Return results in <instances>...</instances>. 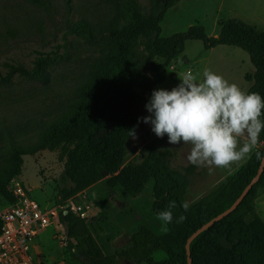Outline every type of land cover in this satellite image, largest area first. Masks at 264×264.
<instances>
[{
	"label": "trees",
	"instance_id": "1",
	"mask_svg": "<svg viewBox=\"0 0 264 264\" xmlns=\"http://www.w3.org/2000/svg\"><path fill=\"white\" fill-rule=\"evenodd\" d=\"M26 1L45 6L44 0ZM181 1L150 0L149 9L141 10L129 0L118 10L122 25L109 32L108 51L75 82L67 103L38 126L35 141L23 145L10 131L6 132L7 153L0 162V209L15 201L9 187L22 173L23 157L43 150H58L64 162L60 181L65 201L105 179L108 188L121 187L133 198L153 181L151 211L155 215L166 210L169 201L176 203L171 210L173 222L167 228L170 236H183L180 244L168 243L142 226L131 234L128 248L111 255L102 252L87 221L73 213L59 216L66 236L61 250L64 264H187L185 244L189 236L227 210L257 174L261 160L254 152L229 179L220 196L185 211L184 185L169 167L175 153L162 148L167 137L146 141L135 157L130 156L132 138L127 137V131L134 125L138 127L137 118L146 112L144 104L151 90L165 81L168 67L183 54L187 41H200L206 50L229 46L244 51L254 69L253 75L245 77L250 83L247 91L264 97V31L230 19L218 23L216 37L206 35L200 25L191 26L185 33L161 37L162 20ZM79 29L80 33L91 34L85 24ZM138 46L147 53L142 59ZM55 63V58L40 57L30 69L6 65L1 83H10L15 77L48 82L46 68ZM259 138L264 144V130ZM258 151L263 154L264 147ZM263 192L264 168L236 210L193 240L191 264H264V222L255 208V200ZM180 215L185 219L177 223Z\"/></svg>",
	"mask_w": 264,
	"mask_h": 264
},
{
	"label": "rangeland",
	"instance_id": "2",
	"mask_svg": "<svg viewBox=\"0 0 264 264\" xmlns=\"http://www.w3.org/2000/svg\"><path fill=\"white\" fill-rule=\"evenodd\" d=\"M44 1L45 6H34L26 0H0V78L6 75V65L30 69L37 58L56 60L46 68L48 82L16 77L10 83L0 80V162L7 153V131L23 145L29 144L35 141L38 126L67 103L75 82L108 51L109 32L122 25L118 10L129 0ZM134 1L141 10L150 7V0ZM230 19H239L264 31V0H182L167 11L160 24L161 37L185 33L195 25L202 26L206 35L216 37L218 23ZM83 24L89 26L90 35L79 32ZM138 53L140 59L147 55L142 46H138ZM205 67L245 91L250 87L245 77L254 73L248 55L239 48L219 46L206 50L200 41H187L183 54L168 67L165 81L155 88L171 89L188 70L202 79L199 74ZM145 115L143 112L140 117ZM136 136L131 141L132 148L157 138L150 126L142 122ZM263 147L259 138L250 157ZM162 148L175 153L169 167L180 176L184 185L182 199L183 203H189L188 209L209 204L220 196L229 179L250 159L217 168L190 163L187 144L171 145L166 140ZM63 165L58 150L39 151L23 157L22 173L15 180L29 190L31 199L47 209L65 201L61 197L60 181ZM152 188L150 181L143 193L133 198L121 187L108 188L104 179L90 188L92 198L86 192L87 198L76 199V204L88 206L85 221L105 255L128 248L131 234L142 226L168 243H181L183 236L179 233L170 236L167 225L162 226L152 213ZM65 241V228L59 222L39 233L31 243L35 264H64L61 250Z\"/></svg>",
	"mask_w": 264,
	"mask_h": 264
},
{
	"label": "clouds",
	"instance_id": "3",
	"mask_svg": "<svg viewBox=\"0 0 264 264\" xmlns=\"http://www.w3.org/2000/svg\"><path fill=\"white\" fill-rule=\"evenodd\" d=\"M199 75L202 79L188 70L171 89L151 90L144 104L147 115L138 117V124L149 125L157 138L166 136L171 145H189L187 160L195 165L228 168L249 159L264 130V97L242 90L207 67ZM136 127L127 131V137L137 139ZM255 156L264 160L260 151ZM175 207V201H169L166 210L156 213L162 226L173 222ZM182 207L187 211L189 203ZM184 219L180 215L176 222Z\"/></svg>",
	"mask_w": 264,
	"mask_h": 264
},
{
	"label": "built area",
	"instance_id": "4",
	"mask_svg": "<svg viewBox=\"0 0 264 264\" xmlns=\"http://www.w3.org/2000/svg\"><path fill=\"white\" fill-rule=\"evenodd\" d=\"M9 192L15 201L0 209V264H35L31 243L39 233L53 227L59 216L67 213L82 220L88 217V206L75 203L77 198H87L85 192L47 209L31 199L29 190L15 179L11 181Z\"/></svg>",
	"mask_w": 264,
	"mask_h": 264
},
{
	"label": "water",
	"instance_id": "5",
	"mask_svg": "<svg viewBox=\"0 0 264 264\" xmlns=\"http://www.w3.org/2000/svg\"><path fill=\"white\" fill-rule=\"evenodd\" d=\"M141 147H136V148H129V152L131 155L136 154L137 152H139ZM264 154V152H263ZM263 168H264V160H261L259 169L257 171V174L255 176V178H253L251 180V182L244 188V190L242 191V193L240 194V196L236 199V201L224 212H222L221 214L217 215L216 217L212 218L209 222H207L206 224H204L202 227H200L198 230H196L194 233H192L189 238L186 241L185 244V252H186V257H187V264H191V259H190V245L193 242V240L198 237L201 233H203L204 231H206L208 228H210L214 223L219 222L220 220L224 219L225 217H227L229 214H231L234 210H236V208L239 206V204L242 202V200L245 198V196L247 195V193L250 191V189L257 183V181L259 180L262 172H263ZM90 198H92V196H89Z\"/></svg>",
	"mask_w": 264,
	"mask_h": 264
},
{
	"label": "crops",
	"instance_id": "6",
	"mask_svg": "<svg viewBox=\"0 0 264 264\" xmlns=\"http://www.w3.org/2000/svg\"><path fill=\"white\" fill-rule=\"evenodd\" d=\"M90 188L86 191L83 192H87V194H89L90 196L92 194H90ZM255 208H256V212L259 215V217L262 219V221L264 222V192L260 193L259 196L256 198L255 200Z\"/></svg>",
	"mask_w": 264,
	"mask_h": 264
}]
</instances>
